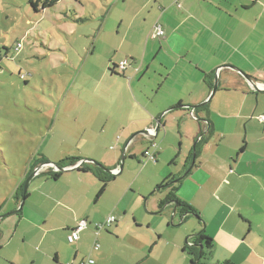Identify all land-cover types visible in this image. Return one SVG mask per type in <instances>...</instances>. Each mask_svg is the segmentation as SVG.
<instances>
[{
	"label": "crops",
	"instance_id": "1",
	"mask_svg": "<svg viewBox=\"0 0 264 264\" xmlns=\"http://www.w3.org/2000/svg\"><path fill=\"white\" fill-rule=\"evenodd\" d=\"M128 9L136 12L135 17L144 10L145 17H150L157 9L158 15L161 13V25L158 24L165 35L161 41L154 42L153 60H148L151 40L146 50L134 53L132 39L128 55L119 58L115 47L114 55L110 54L102 65L104 86L112 91L111 108L123 113L116 119L115 115H108L110 119L104 122L103 132L111 129L120 134L117 143L123 146V151L131 159H138L140 152L143 163L149 161L145 153L154 150V145L156 161L166 152L170 147L167 138L174 133L176 124L181 144L187 140L196 148L199 143L198 157L195 156L192 164L184 165L183 173L156 178L154 184L158 185L156 191L166 192L158 202L159 209L168 194L163 186L181 177L177 195L197 210L204 223L188 217L181 220V224L186 223L184 227L165 236L152 229L151 221L138 219L131 208H121L124 198H119L104 213L89 212L80 218L78 213L63 206L65 196L55 199L44 195L43 204L48 200L53 205L45 214L31 219V214L13 212L18 218L13 225H6L8 218L0 219V264H81L88 258L96 264H190L189 257L183 256L187 240L202 229L214 240L215 262L257 264V257L264 255V240L255 231V208L258 205L264 210V121L261 120L264 117V0H147L139 5L131 3ZM126 40L127 34L120 45ZM125 60H129V65L121 70L119 67ZM113 65L118 66L120 76L109 73ZM240 71L254 83L246 81ZM216 82L218 87L213 92ZM91 101H85L87 108L101 103L100 98ZM204 103L207 104L204 108H189ZM87 117L94 122L103 116L95 112ZM206 122L212 126V135H201ZM149 130H155L156 134H142ZM190 156L191 153L186 155L187 161ZM80 158L96 159L84 155ZM102 162L105 166L112 164L107 159ZM84 174L100 183L91 173ZM235 190L244 193L236 197V202L246 200L249 204H241L243 207L239 209L232 205L236 209H230L213 226L206 213L210 203L214 199L228 203L223 199H227L226 194L234 197ZM57 207L63 210L60 216H69L60 224L50 216ZM168 207L174 210L175 205H167L163 210ZM177 214L181 216L178 211ZM109 216H115L117 221L97 236L95 225ZM82 220H88L89 228L81 232L78 242L69 243L68 236ZM24 221L29 225L23 231L25 240L21 245L14 244L19 225ZM50 234H60L61 244L54 240L47 243ZM46 243L45 253L36 251L38 247L46 248ZM95 243L100 245L98 251L94 250ZM243 247L248 249L244 261L243 257L237 258Z\"/></svg>",
	"mask_w": 264,
	"mask_h": 264
},
{
	"label": "rangeland",
	"instance_id": "2",
	"mask_svg": "<svg viewBox=\"0 0 264 264\" xmlns=\"http://www.w3.org/2000/svg\"><path fill=\"white\" fill-rule=\"evenodd\" d=\"M146 1L61 0L57 8L37 14L29 0H0V217L8 218L6 225H13L18 219L12 214L19 208L15 192L18 185L26 184L31 176H27V172L32 164L39 161V167L43 157L57 164L82 155L96 157L92 161L102 166H105L102 159L112 161L110 166L107 165L110 169H120V164L123 165L122 173L116 175L99 202L95 203V200L101 184L92 176L67 170L59 180H54L45 173L57 170L46 166L30 182L27 194L31 197L26 199L22 211L34 219L53 209L47 199L43 204L44 195L55 199L65 196L63 206L81 218L89 212L92 215L104 213L114 207L119 198H124L121 208H131L138 219L151 221L152 229L165 236L186 224H181V216H174L172 208L158 213V202L166 192L163 189L156 191L158 185L154 184L156 178L171 173L179 175L186 169L184 165L195 162V144L187 140L181 144L178 125L167 138L170 147L166 152L159 155L157 161L144 163L140 152H137L138 159H131L123 151V146L117 143L120 134L116 135L111 129L103 132L104 122L110 119L108 115H115L116 119L123 113L111 108L112 91L104 86L102 65L110 54L114 55L115 47H118L119 58L128 55L132 50V39L134 53L146 50L147 42L151 40L148 60L152 59L154 54L151 53L156 49L154 42L161 41L153 36L155 26L161 25V13L158 15L157 9L150 17H145L146 10L135 17L136 12L131 13L128 9L131 3L139 5ZM126 34L127 40L120 45ZM18 43H22V49L16 53ZM97 98L101 103L87 108L85 101L92 99L91 102H95ZM95 112L103 117L92 122L87 116ZM189 153L191 156L187 161ZM230 190L233 191L232 187ZM232 194L234 197L226 194L227 199H223L228 203L216 199L210 203L206 213L213 226L230 209L234 211L243 207L241 204H249L246 200L236 202V197L244 195L243 192L235 190ZM57 208L50 216L60 224L69 216H60L63 210ZM255 209V231L264 240V210L258 205ZM179 224L181 226L173 227ZM19 226L14 244L21 245L25 240L23 231L29 225L24 221ZM51 240L61 244L62 237L50 234L47 243ZM47 243L46 248L38 247L36 251L45 253ZM243 248L237 255V258L243 257L242 261L248 254V249ZM214 253L213 262L207 264L215 263ZM188 254L186 251L183 256L188 258ZM260 263H264V255L257 257V264Z\"/></svg>",
	"mask_w": 264,
	"mask_h": 264
},
{
	"label": "trees",
	"instance_id": "3",
	"mask_svg": "<svg viewBox=\"0 0 264 264\" xmlns=\"http://www.w3.org/2000/svg\"><path fill=\"white\" fill-rule=\"evenodd\" d=\"M59 1L60 0H37L35 2L34 0H29V3L32 6V8L35 10V12L37 14H40V12L43 13L46 10L49 11V10L56 8ZM162 37H156V38H162ZM19 45L21 46L20 48H19ZM21 49H22V43H18L16 48H15V52L19 53L21 51ZM125 62H126L125 67L124 68L121 67L122 64ZM128 65H129V60H125L124 62L121 63L119 68H121V70H125V68ZM117 68H118L117 65H113L109 69V73L111 75L120 76V74L116 70ZM19 76L21 79H24V76L22 74H20ZM206 123H207V125H204V129H203L201 135H205V134L212 135V126L209 124V122H206ZM198 148H199V143H196V148H195L196 158L198 157V154H199ZM40 160H41V162H40L41 165L38 167L39 161H36V163L32 164L31 167L29 168V172H28L27 176L33 174L36 170H39L37 175H40L42 170L46 166L50 167L49 169L53 168L54 170H57L56 168L52 167L51 165H48V164H52V163L47 161L45 159V157L41 158ZM54 165L57 166L59 168V170H57V171L49 170L45 173V175L50 176L54 180H59L61 175L65 172L62 169L75 168L79 165L80 166L78 168L74 169V171H77L80 173H91L93 176H95L96 179H98L101 183V188H100V191L96 197L95 202H98L100 200V198L106 193L110 183H112L116 178L114 176V174H112V176H111L110 173L105 171V169L107 167L102 166V165H100L97 162L92 161V160H82L79 157L78 158H70L69 157V158H66L63 161H61L57 164H54ZM41 166H43V167H41ZM107 169L110 171H113L112 169H109V168H107ZM181 181H182V178L180 177L178 179H173L171 182H169L163 186L164 188H166L168 190V194H167V197L165 198V200L159 204V210H160L159 212H161L167 205L178 204L179 205L178 212L181 214V217H182L181 220L182 221H185V219L188 217H196L201 221V223H204L201 220L197 210L195 208H193L191 205H189L188 203L181 201L180 198L178 197V195H177V193L179 191L178 187H179V184ZM24 186H25V183H22L20 185V187L18 188V193L15 196L16 197L15 199L18 201L19 206H20L21 201H22V196L24 193ZM160 187H162V186H160ZM28 198H29V195L26 194V199H28ZM0 219H1V217H0ZM86 221H88V220H86ZM116 221H117V218H116ZM200 245H203V250H201L199 248ZM214 248H215L214 240L205 234L204 229L197 232L196 234L191 235L188 238L187 244L185 246V250L189 253L188 257L190 260V264H207L206 262H213L212 259H213ZM214 264H235V263L227 260V261H222V262H215Z\"/></svg>",
	"mask_w": 264,
	"mask_h": 264
},
{
	"label": "built area",
	"instance_id": "4",
	"mask_svg": "<svg viewBox=\"0 0 264 264\" xmlns=\"http://www.w3.org/2000/svg\"><path fill=\"white\" fill-rule=\"evenodd\" d=\"M155 34L153 35L155 38L156 37H162L165 35L163 29L161 28V26L158 24L155 26L154 28ZM21 46L19 45V48ZM126 62L122 64L121 67H125ZM261 120L264 121V117H261ZM149 132L153 135H155V132L153 130H149ZM154 150L152 151H147L145 153V156L148 160L151 161H156V151H157V146L154 145ZM116 173L118 172V170L115 171ZM116 222V218L114 216H109V218H107V220L103 223H98L95 225V233L98 236L99 233L102 230H106L108 228H110L114 223ZM89 228V223L86 220H82L80 221L75 228L72 230V232L70 233V235L68 236V241L71 244H74L76 242H78L80 240V234L82 231L87 230ZM100 249V245L95 243L94 245V250L98 251ZM81 264H96L95 260H93L92 258H88L85 261H82Z\"/></svg>",
	"mask_w": 264,
	"mask_h": 264
},
{
	"label": "water",
	"instance_id": "5",
	"mask_svg": "<svg viewBox=\"0 0 264 264\" xmlns=\"http://www.w3.org/2000/svg\"><path fill=\"white\" fill-rule=\"evenodd\" d=\"M240 74H241V76H242L246 81H248V82H250V83H252V84L254 83V82H253V81H252V80H251V79H250L245 73H243L242 71H240ZM254 85H255V84H254ZM217 87H218V82L215 83V87H214L213 92L216 91ZM258 91H259V90H258ZM205 105H207V104L204 103V104L197 105V106H194V107H189V108H190V109H199V108H201V107H204ZM161 119H162V117L158 119V124L161 123ZM159 127H160V126L158 125L157 128H156V131H157V132H158V130H159ZM146 133H148V131H143V132H142V134H146ZM122 160H124V159H122ZM48 165H52V166L55 167L57 170H59V168H58L57 166H55L54 164H48ZM79 166H80V165H79ZM79 166H77V167H75V168H69V169L74 170V169L78 168ZM122 167H123V165L121 164V165H120V169H121V170H118V173H120V172L122 171ZM69 169H62V170H63V171H67V170H69ZM38 171H39V170H36L33 174H31V176H30L29 179L27 180V182H26V184H25V186H24V193H23V196H22L21 204H20L18 210H17L16 212H14V213H19L20 211H22V209H23V207H24V204H25V201H26V194H27V191H28L29 184H30V182L32 181V179H33L34 177L37 176ZM105 171L108 172V173H110V174H115V172L110 171V170H108L107 168L105 169ZM178 208H179V205H178V204H175L174 212H173L174 216L177 214ZM1 218H2V217H1ZM182 222H183V221H182ZM182 222H181V223H182ZM199 248H200L201 250H203V245H200Z\"/></svg>",
	"mask_w": 264,
	"mask_h": 264
},
{
	"label": "flooded vegetation",
	"instance_id": "6",
	"mask_svg": "<svg viewBox=\"0 0 264 264\" xmlns=\"http://www.w3.org/2000/svg\"><path fill=\"white\" fill-rule=\"evenodd\" d=\"M154 132H155V134H156V131L155 130H153ZM148 133H150V132H148ZM148 133H146V135L148 134ZM151 134V133H150ZM153 135V134H152Z\"/></svg>",
	"mask_w": 264,
	"mask_h": 264
},
{
	"label": "clouds",
	"instance_id": "7",
	"mask_svg": "<svg viewBox=\"0 0 264 264\" xmlns=\"http://www.w3.org/2000/svg\"><path fill=\"white\" fill-rule=\"evenodd\" d=\"M51 166H52V165H51ZM54 168H55V167H54ZM115 171H116V170H115ZM115 171H114V172H115ZM115 174H118V172H117V173L115 172Z\"/></svg>",
	"mask_w": 264,
	"mask_h": 264
}]
</instances>
